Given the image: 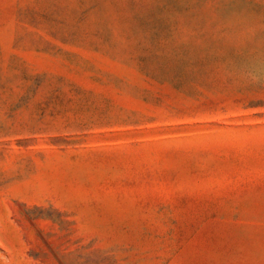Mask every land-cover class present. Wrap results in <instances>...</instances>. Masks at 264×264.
I'll return each mask as SVG.
<instances>
[{
	"label": "rangeland",
	"instance_id": "374dc122",
	"mask_svg": "<svg viewBox=\"0 0 264 264\" xmlns=\"http://www.w3.org/2000/svg\"><path fill=\"white\" fill-rule=\"evenodd\" d=\"M0 264H264V0H0Z\"/></svg>",
	"mask_w": 264,
	"mask_h": 264
}]
</instances>
